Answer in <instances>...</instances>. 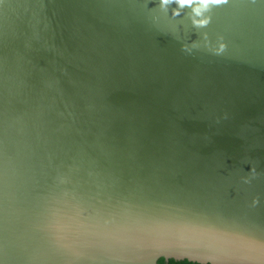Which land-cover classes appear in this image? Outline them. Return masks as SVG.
<instances>
[{"label":"water","instance_id":"obj_1","mask_svg":"<svg viewBox=\"0 0 264 264\" xmlns=\"http://www.w3.org/2000/svg\"><path fill=\"white\" fill-rule=\"evenodd\" d=\"M101 233L264 264V0H0V259Z\"/></svg>","mask_w":264,"mask_h":264},{"label":"clouds","instance_id":"obj_2","mask_svg":"<svg viewBox=\"0 0 264 264\" xmlns=\"http://www.w3.org/2000/svg\"><path fill=\"white\" fill-rule=\"evenodd\" d=\"M97 253L103 254L108 260L120 261L122 264L127 259L115 251V245L111 242L110 236L105 233H101L87 242L69 247L60 252L57 257L59 264H84L85 261H96L98 259ZM0 264H8L6 256L0 259Z\"/></svg>","mask_w":264,"mask_h":264},{"label":"trees","instance_id":"obj_3","mask_svg":"<svg viewBox=\"0 0 264 264\" xmlns=\"http://www.w3.org/2000/svg\"><path fill=\"white\" fill-rule=\"evenodd\" d=\"M158 264H195V263H191L189 261L177 262L175 260H171L167 262L165 259H162Z\"/></svg>","mask_w":264,"mask_h":264}]
</instances>
